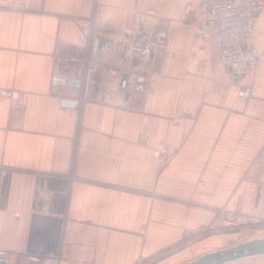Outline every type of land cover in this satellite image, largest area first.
I'll return each mask as SVG.
<instances>
[{
    "label": "crops",
    "instance_id": "1",
    "mask_svg": "<svg viewBox=\"0 0 264 264\" xmlns=\"http://www.w3.org/2000/svg\"><path fill=\"white\" fill-rule=\"evenodd\" d=\"M200 3L0 0V264H167L264 216V7L237 75Z\"/></svg>",
    "mask_w": 264,
    "mask_h": 264
},
{
    "label": "built area",
    "instance_id": "2",
    "mask_svg": "<svg viewBox=\"0 0 264 264\" xmlns=\"http://www.w3.org/2000/svg\"><path fill=\"white\" fill-rule=\"evenodd\" d=\"M200 5L207 14L209 24L217 31L220 60L237 75L255 68L259 52L251 45V39L258 14L264 7V0H201ZM133 48L140 54L147 53V48L141 41L135 42ZM239 94L246 96V91L242 90ZM5 96L13 97V94L7 92ZM165 153V148L157 151V155ZM5 173L6 170L0 168V178ZM213 216H222L223 222L229 226H238L248 219L225 208L213 211ZM257 220L264 221V216ZM6 255V252H0L1 257ZM30 259L37 264H58V260L51 258Z\"/></svg>",
    "mask_w": 264,
    "mask_h": 264
},
{
    "label": "rangeland",
    "instance_id": "3",
    "mask_svg": "<svg viewBox=\"0 0 264 264\" xmlns=\"http://www.w3.org/2000/svg\"><path fill=\"white\" fill-rule=\"evenodd\" d=\"M243 222L238 226H225L224 222V225L214 228H211L210 225L204 226L203 231L201 230L197 232L195 237L196 241H200L195 242L192 245L189 244V248L187 249L186 253L182 254L181 257L174 258L171 263L167 264H181L185 261H188V259H193L199 256L201 253L207 252L208 250L218 249L248 240L253 237L264 235V221H258L256 218H248ZM193 241L195 240L193 239ZM254 261L255 259L252 258L247 259L244 262L249 263Z\"/></svg>",
    "mask_w": 264,
    "mask_h": 264
},
{
    "label": "water",
    "instance_id": "4",
    "mask_svg": "<svg viewBox=\"0 0 264 264\" xmlns=\"http://www.w3.org/2000/svg\"><path fill=\"white\" fill-rule=\"evenodd\" d=\"M63 104L67 107H73L76 102L64 100ZM261 257H264V235L207 251L181 264H230Z\"/></svg>",
    "mask_w": 264,
    "mask_h": 264
}]
</instances>
